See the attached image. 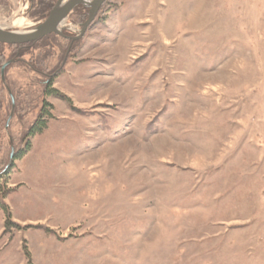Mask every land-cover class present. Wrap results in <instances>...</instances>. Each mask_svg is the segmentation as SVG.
Segmentation results:
<instances>
[{
	"label": "rangeland",
	"instance_id": "1",
	"mask_svg": "<svg viewBox=\"0 0 264 264\" xmlns=\"http://www.w3.org/2000/svg\"><path fill=\"white\" fill-rule=\"evenodd\" d=\"M64 36L0 43V264H264V0H105Z\"/></svg>",
	"mask_w": 264,
	"mask_h": 264
},
{
	"label": "water",
	"instance_id": "2",
	"mask_svg": "<svg viewBox=\"0 0 264 264\" xmlns=\"http://www.w3.org/2000/svg\"><path fill=\"white\" fill-rule=\"evenodd\" d=\"M105 0H56L53 7L49 11L48 16L39 24L32 27L29 30H9L5 27L0 26V43L7 45H22L27 43H33L42 39L49 34L63 35V30H70L71 27L64 26V22L70 12L77 6H83L88 9L87 18L81 23L80 28L77 30V35L74 37H67L74 41L83 36L88 26L94 20L99 8ZM11 63L10 61L5 62L1 66V78L4 80V70L6 66ZM9 92V91H8ZM10 94V93H9ZM12 99V96H11ZM14 107L12 101V108ZM12 115V112L10 116ZM9 116V118H10ZM7 125V124H6ZM13 156V148L11 147L10 158Z\"/></svg>",
	"mask_w": 264,
	"mask_h": 264
},
{
	"label": "trees",
	"instance_id": "3",
	"mask_svg": "<svg viewBox=\"0 0 264 264\" xmlns=\"http://www.w3.org/2000/svg\"><path fill=\"white\" fill-rule=\"evenodd\" d=\"M50 2H52V1H50ZM49 4V3H48ZM38 7H39V11H40V9H41V11H43L44 10V8H46L47 6H46V3L44 4V2H42V1H38ZM50 7H51V5H48V10L50 9ZM77 9L79 8L80 9V11L82 10V13L80 12V17L81 18H83L82 20H81V22L80 23H82L86 18H87V10L86 9H84L83 8V6H77L76 7ZM75 9V8H74ZM73 9V10H74ZM72 10V11H73ZM41 11H40V13H41ZM47 14V13H46ZM46 14H42L41 13V15L43 16V18L45 17V15ZM48 37H50V36H48ZM48 37H46V38H48ZM40 41V40H39ZM43 40H41L40 42H42ZM34 43V42H33ZM30 44H32V43H28V44H25V45H15V47H20V48H22L23 46H27V45H30ZM4 64V63H3ZM49 93L50 94H52V95H55L56 97H59V98H61V99H66V97H65V95H62V94H60V93H58L57 91H55V90H49ZM40 115H39V117H37V119H35V121L28 127V129H27V131H26V133H25V135H24V137L26 138V137H29L30 135H32V134H34V133H40V131L45 127L44 126V120H43V117H44V115H45V111H44V109L43 108H41L40 109ZM26 146H28V143H27V145ZM25 147H23V148H21V150L17 153V154H15L14 155V158H19V157H21L22 156V154L25 152ZM2 208L4 209V211H5V213H6V216H9V212L7 211V209H6V207L5 206H2ZM7 221V220H6ZM7 222H5V224H6Z\"/></svg>",
	"mask_w": 264,
	"mask_h": 264
},
{
	"label": "bare ground",
	"instance_id": "4",
	"mask_svg": "<svg viewBox=\"0 0 264 264\" xmlns=\"http://www.w3.org/2000/svg\"><path fill=\"white\" fill-rule=\"evenodd\" d=\"M17 23H21V20H18Z\"/></svg>",
	"mask_w": 264,
	"mask_h": 264
}]
</instances>
